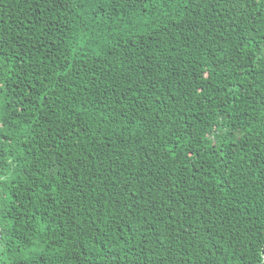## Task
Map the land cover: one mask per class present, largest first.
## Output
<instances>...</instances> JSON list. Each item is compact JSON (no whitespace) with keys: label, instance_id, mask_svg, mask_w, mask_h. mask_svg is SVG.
Here are the masks:
<instances>
[{"label":"trees","instance_id":"1","mask_svg":"<svg viewBox=\"0 0 264 264\" xmlns=\"http://www.w3.org/2000/svg\"><path fill=\"white\" fill-rule=\"evenodd\" d=\"M0 264H264V0H0Z\"/></svg>","mask_w":264,"mask_h":264}]
</instances>
